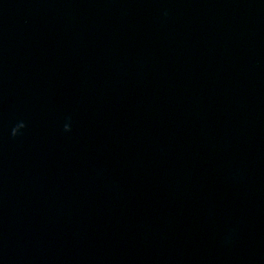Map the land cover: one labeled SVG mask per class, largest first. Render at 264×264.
Here are the masks:
<instances>
[{
  "label": "water",
  "instance_id": "95a60500",
  "mask_svg": "<svg viewBox=\"0 0 264 264\" xmlns=\"http://www.w3.org/2000/svg\"><path fill=\"white\" fill-rule=\"evenodd\" d=\"M0 264H264V0H0Z\"/></svg>",
  "mask_w": 264,
  "mask_h": 264
},
{
  "label": "clouds",
  "instance_id": "9594fccd",
  "mask_svg": "<svg viewBox=\"0 0 264 264\" xmlns=\"http://www.w3.org/2000/svg\"><path fill=\"white\" fill-rule=\"evenodd\" d=\"M26 127V124L21 121V122H18L11 130V136L13 138L19 136V135H22V129H24ZM64 130L67 132V131H70V125L69 124H65L64 126Z\"/></svg>",
  "mask_w": 264,
  "mask_h": 264
}]
</instances>
